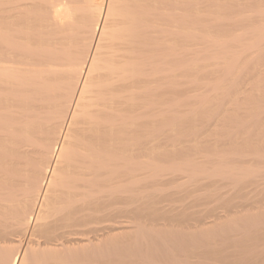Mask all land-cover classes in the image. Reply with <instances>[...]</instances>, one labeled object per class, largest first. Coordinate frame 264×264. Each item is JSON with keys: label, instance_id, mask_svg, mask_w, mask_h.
Here are the masks:
<instances>
[{"label": "bare ground", "instance_id": "6f19581e", "mask_svg": "<svg viewBox=\"0 0 264 264\" xmlns=\"http://www.w3.org/2000/svg\"><path fill=\"white\" fill-rule=\"evenodd\" d=\"M172 6L173 0H0V14L9 13L0 15V264H264V183L247 201L242 193L264 177V167L225 163L247 141L230 142L232 153L216 160L206 156L210 167L191 158L163 166L131 159L159 147L117 137L145 124L118 107L150 106L157 90L174 88L173 38L180 34L172 31ZM159 19L166 22L161 37ZM200 39L203 59L212 60L205 66L219 67L221 77L205 85L210 96L200 98L198 114L211 94L236 96L244 76L260 77L264 25L225 40L208 33ZM256 112L248 117L252 129L261 126L264 105ZM254 157L264 161V152ZM182 173L187 183L204 180L199 187L233 185L196 199L220 198L226 215L204 211L216 226L206 214L158 209L150 193L129 186L142 178L154 181L151 188L174 184ZM150 222L159 225L147 231L142 223Z\"/></svg>", "mask_w": 264, "mask_h": 264}, {"label": "rangeland", "instance_id": "374dc122", "mask_svg": "<svg viewBox=\"0 0 264 264\" xmlns=\"http://www.w3.org/2000/svg\"><path fill=\"white\" fill-rule=\"evenodd\" d=\"M161 3L165 5L163 1H161ZM158 7H161V5ZM172 8L174 10L172 31L180 34L173 38V46L176 50V54L173 58L175 65L174 88L173 90L165 88L157 90L156 93H154L156 95V98L154 96L155 101L150 106L143 104L145 106H138L135 108L118 107L117 109L121 112L120 115L127 117L139 114V119H135L133 122L145 124H139L137 126L138 128L132 131V133H125L123 135L118 133L117 137L134 141L136 144H154V146L159 147L157 151L154 152V155L147 154L144 158L132 156L131 159L135 161H156L163 166L182 161L186 158H191L198 164L210 167L211 163L208 162L209 160H216L224 154L226 155L228 152L232 153V147L235 148V145L233 146L231 144L234 140H239V142L242 140V143L247 141V146H237L240 148L237 149L236 147V150L233 149V151H237L238 154L230 159V161L229 159L226 160L225 163L229 162L239 167H264V161H259L254 157L255 151L264 152V143L262 140L264 138V135H262L264 132V114L262 115L263 117L261 116L263 119H261L262 122L259 121L261 122V126L256 125L254 129H252L253 122L248 118L250 115L252 116L257 113L256 110L258 107L264 105V66L262 68L263 70L260 72L261 75L258 74V76L260 75V79L257 76L253 77L254 75H251L250 79V76L246 77L247 75L241 79V82H243L241 84L242 86H240L241 90H237L239 95H237L236 91V96L233 95L234 93L228 96L229 93H226L225 90L222 89L217 92L219 94L218 97H214V95L211 94L214 100L210 97L211 102L209 101L208 103L210 105H206L207 107L202 110V113H193L194 110L199 109L200 98L209 95V90L205 85L214 83L221 77L220 73H217L220 69L219 67L205 66V63L212 62V60L203 59L205 57L204 49L206 41L200 39V36H205L208 33L210 36L218 37L219 40H225L229 36L240 35L251 28L264 25V15H259L257 13L259 10L264 11V0H173ZM0 15H9V13ZM165 24V19H159L157 31L160 37L166 28ZM181 34L197 35L198 38L192 40L185 38L184 35ZM183 51L186 52V55H179V53ZM256 77L258 78L257 80H255ZM258 80H263L261 81L262 84H258L260 85L259 87L262 88L258 87V89H256L257 87L255 88V86H257L256 82H259ZM252 87L255 91L252 90ZM259 89H261L260 93ZM256 92L259 93L258 98L255 96L257 95ZM217 93L215 94L218 95ZM143 95H145V97L148 96L147 93ZM240 96L244 97V99L242 97L240 98ZM225 97L231 100L229 104ZM232 104L239 107L237 108L239 110H237L234 105L233 108H230ZM208 107L211 108L209 109ZM218 107L220 108L217 110L216 108ZM223 107L225 110L223 109L222 112L225 111V114H221L220 117L219 115L215 117V111L218 114ZM226 109H232V111L236 109L239 114L237 111H233L232 113ZM233 114H235L236 117L233 116ZM209 116H211V119ZM225 116L232 118L229 119ZM118 124L121 123L119 121L114 122V125ZM245 137H247V139L249 138V141L245 139ZM261 142L263 144H261ZM249 143H251V145ZM173 144H181V146L179 145L181 149H177L176 151L172 150L171 145ZM230 145L232 147H230ZM255 146H257L256 149ZM206 156L209 160L205 158ZM164 173L167 174L170 173V171H165ZM181 175L183 179L174 184L161 182L164 184L151 188L150 186L153 185L154 181L142 178L136 184L129 186L132 190H137L136 194L150 193L149 198L158 202V205L156 203L158 209H161L159 207L165 209L168 208V206H174L176 208L181 207V209L184 208L189 214L196 213L198 215L202 213L203 215L200 214L202 218L206 214L204 211L211 209H215L218 215H226L224 214L225 209L220 206V198L208 199L205 202H197L196 199L204 195L212 196L219 192H231L233 185H231L229 181H215V184L199 187L200 183L205 182L204 180L199 179L201 181L197 184H194L195 181L187 183L184 177L187 176V174L182 173ZM214 179H218V177ZM181 183H185V185L181 186ZM257 183H264V177H254L252 183L246 185V188H243L244 190H242V193L246 196V201L250 195L251 198L252 195H254L253 190ZM184 189L188 190L186 194H184ZM250 189L252 190L250 191ZM241 200V202H245V199L242 198ZM209 214L212 215L211 213ZM209 214H206V221L204 220L208 225L216 221L214 217H211ZM122 219L124 220V218H121V220ZM157 223L161 224L162 221H158ZM157 223L155 222V224ZM163 223L165 224V222ZM215 223L217 224L218 222ZM153 224L154 223H142L144 227L146 225L149 226V230L147 231H150L151 226L154 227ZM216 224H213V226H216ZM210 225L209 227L211 228L212 225ZM147 228L148 227H146V229ZM111 238L114 239L115 237ZM119 247L120 246H117V248Z\"/></svg>", "mask_w": 264, "mask_h": 264}]
</instances>
